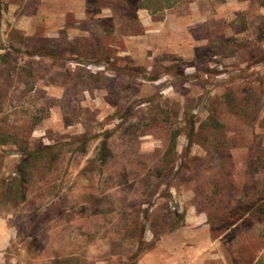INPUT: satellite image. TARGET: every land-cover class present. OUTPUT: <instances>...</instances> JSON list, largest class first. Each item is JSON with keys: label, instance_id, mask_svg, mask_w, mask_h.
<instances>
[{"label": "rangeland", "instance_id": "374dc122", "mask_svg": "<svg viewBox=\"0 0 264 264\" xmlns=\"http://www.w3.org/2000/svg\"><path fill=\"white\" fill-rule=\"evenodd\" d=\"M11 1L0 264H132L190 205L219 227L242 216L234 231L264 264V0ZM44 146L46 164L28 154ZM21 168L26 201L5 193Z\"/></svg>", "mask_w": 264, "mask_h": 264}, {"label": "crops", "instance_id": "0c3cea01", "mask_svg": "<svg viewBox=\"0 0 264 264\" xmlns=\"http://www.w3.org/2000/svg\"><path fill=\"white\" fill-rule=\"evenodd\" d=\"M2 1L16 4L11 0ZM245 1L248 2V0H240L242 3ZM34 2L40 6L71 4L81 6L80 9H76L77 12H84L83 6L87 0H36ZM52 10L55 12L54 8ZM77 16L84 17V14ZM26 19L31 17H22V20ZM45 19L63 20L64 16L57 11L46 16ZM243 219L241 216L219 227L206 210H199L196 205H190L183 210L181 224L160 235L148 250L138 255L132 264H257L262 249H257V253L252 254V250H247L248 246L239 240L241 234L234 231L244 224ZM152 237L153 234L149 235L147 241H151ZM98 264L111 263L101 261Z\"/></svg>", "mask_w": 264, "mask_h": 264}, {"label": "trees", "instance_id": "16d2710c", "mask_svg": "<svg viewBox=\"0 0 264 264\" xmlns=\"http://www.w3.org/2000/svg\"><path fill=\"white\" fill-rule=\"evenodd\" d=\"M167 5L169 6V4H167ZM160 6H161V4L156 3V4H154V8L153 7L151 8L149 5H143L140 7H146V8L150 7V9L152 11H156L159 9ZM263 78H264V72H263ZM152 79L156 80V79H158V76H154ZM177 136H178V131L175 130L171 135V144L172 145H175ZM106 145H107L106 141H103L102 142V155L103 156H105V154H103L104 153L103 150L105 151V149L107 148ZM52 149H53V147H51V146H44L40 149L34 150L33 152H28V154H30V155L33 154V156H37V157L44 159L45 164H46V162L49 163L51 161V159L55 156V153L51 152ZM26 154L24 152L23 157H26L27 156ZM103 158L104 157H102V159ZM18 171H20L21 176H19L17 178L10 179V181H9L10 183L8 184V187L5 190V193H7L10 196H13L15 199H18L20 201H26L27 189L25 187V185H26L25 184V181H26L25 168H21ZM256 205H257L256 209L258 210V212L261 214L264 213V198L261 200V202H258Z\"/></svg>", "mask_w": 264, "mask_h": 264}]
</instances>
